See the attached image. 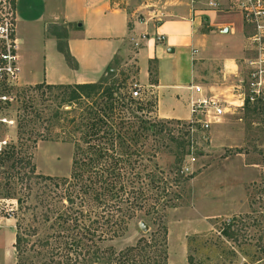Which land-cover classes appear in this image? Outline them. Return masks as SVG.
<instances>
[{"label":"rangeland","instance_id":"obj_1","mask_svg":"<svg viewBox=\"0 0 264 264\" xmlns=\"http://www.w3.org/2000/svg\"><path fill=\"white\" fill-rule=\"evenodd\" d=\"M204 1L129 0L128 7L146 10L148 6L163 18L181 15L169 11L186 2L202 8ZM217 4L216 10L236 9V0H217ZM244 26L247 49L239 74L257 48L250 39L256 29ZM13 34L15 38V21ZM140 42L129 43L123 56L117 55L96 81L97 94L90 97L64 89L33 88L35 84L25 83L20 72L13 86H0V94L10 97L8 104L0 101V144L13 143L18 156L30 157L34 166L31 173L28 166L11 160L0 165V264H103V251L117 254L132 248L130 255L137 260L160 263L166 250V264H188L189 255L193 264H264V105L231 108L207 129L195 121L158 119L152 114L153 98L147 89L139 85L140 98L130 95L138 85L134 51ZM15 52L18 55V47ZM149 70L153 81V62ZM212 95L234 100L230 89ZM117 97L127 103L120 115L128 121L129 136L134 134V152L142 155L135 172L142 177L136 187L143 194L131 207L122 203L124 213L116 208L113 217L104 213L110 225L101 226L100 217L92 221L99 209L87 195L81 196L79 184L70 182L74 140L68 138L72 122L87 118L91 103L108 105ZM21 121L23 127L18 129ZM152 170L157 183H149L146 176ZM69 193L74 207L67 200ZM80 212L89 217L80 219ZM120 219L125 222L120 224ZM117 220L118 225L112 224ZM226 223L231 237L221 233ZM16 224L21 237L18 252L13 247ZM92 228L96 232H90ZM74 242L76 249L70 247Z\"/></svg>","mask_w":264,"mask_h":264},{"label":"crops","instance_id":"obj_2","mask_svg":"<svg viewBox=\"0 0 264 264\" xmlns=\"http://www.w3.org/2000/svg\"><path fill=\"white\" fill-rule=\"evenodd\" d=\"M186 3L169 11L181 15L160 18L148 6L130 9L129 0H16L21 78L28 84L95 83L129 43L141 41L134 51L135 80L153 98L152 114L190 121L191 100L226 91L236 81L247 37L239 11ZM61 42L75 67L58 49Z\"/></svg>","mask_w":264,"mask_h":264},{"label":"trees","instance_id":"obj_3","mask_svg":"<svg viewBox=\"0 0 264 264\" xmlns=\"http://www.w3.org/2000/svg\"><path fill=\"white\" fill-rule=\"evenodd\" d=\"M57 46L64 54L67 62L75 67L67 49L64 48L61 43ZM32 87L36 89L40 87L64 89L73 95L79 92L80 94L85 95V97H90V95L97 94V90L100 89V84L95 82L50 85L42 82L35 84ZM96 102H93L88 106L86 110L88 114L87 118H84L79 122L74 121L71 124V131L69 132L68 139L70 141L74 140V158L69 177L70 182L75 181L74 185L79 184V188L80 190L82 189L81 192L83 194L81 196L84 197L87 195L88 199L93 201L96 208L99 209L95 212L96 218L91 220L97 222L100 217V219H103L100 223L101 226H103V224L108 226L110 225V222L108 221V218H105L104 213L106 214L107 212L108 215L113 217L116 215L114 212L115 208L117 211L124 213V210L120 207L121 204L128 203L130 207L133 206L142 193L141 188L136 187L137 184L142 182V177L135 172L136 166L142 155L134 152L132 148L134 145L132 143L135 139L133 136L134 134L129 136L127 132L128 129H125V125L128 124V121L124 120L123 115H120L122 110L126 109L127 105L124 98H113L108 105H103L100 101ZM150 105L154 110V102L153 105ZM139 110L141 111L140 108ZM21 123L22 121L18 122V129L23 127V125L19 126ZM32 142L35 144L36 140H33ZM15 148L16 147L13 143H9L0 151V165L6 160H11L12 164L17 162L23 165V167L28 166V171L34 173V166L29 160L30 157L26 159L20 158L18 156L19 153L16 152ZM86 173L88 174V178L85 175ZM156 174L157 173L154 170L148 172L146 176L149 179V183L158 182L159 179ZM63 182L65 183L66 180L64 179L62 183ZM74 185L72 184V186ZM157 185L159 184H156V187H158ZM55 186L58 187V183L55 184ZM78 193L79 192H77V196L82 200ZM69 196L70 193L67 196V200H69L72 204L71 206L74 207L73 204L75 203L72 200L74 197L70 198ZM82 203L83 202H81V204ZM112 213H114V215ZM73 217V220H77L78 218L76 215ZM79 217L80 219L85 220L89 215L84 216L80 212ZM121 222L124 223L125 221L120 219V224ZM112 224L118 225V220ZM96 225L93 223L91 227L94 228ZM16 228L17 231L14 236L13 247L15 251L18 252L21 248V237L17 233L20 232L18 230V224H16ZM93 228V231L90 232H96ZM229 229L230 223H226L225 228L221 232L222 235L231 237V232H228ZM165 236L164 232V236L162 237L163 247L166 243ZM70 247L73 249L78 248L76 242H74V246L71 245ZM141 247L143 248V246ZM132 249L134 250V248ZM132 249L119 251L117 254L112 251H110L109 254L103 251V257H105L106 260V263L103 264H166V250H163V262L160 263L159 260H150L149 258L137 260L136 257L130 255ZM187 261L188 264H193L192 256L189 255Z\"/></svg>","mask_w":264,"mask_h":264},{"label":"built area","instance_id":"obj_4","mask_svg":"<svg viewBox=\"0 0 264 264\" xmlns=\"http://www.w3.org/2000/svg\"><path fill=\"white\" fill-rule=\"evenodd\" d=\"M15 1L0 0V86H13L20 72L13 34ZM204 4L214 10L218 5L217 0H205ZM234 6L242 15L244 24H251L256 29L250 37L256 43V54L245 61L244 72L236 77V81L229 88L234 100L219 99L214 95H203L191 100V114L194 119L190 121L199 123L205 129L218 124L231 108L242 109L244 105L261 108L264 105V0H236ZM192 87L196 92H201L200 87ZM130 95L132 98H140L139 85L133 86ZM0 101L7 104L10 97L0 94ZM7 143V140L1 142L0 151Z\"/></svg>","mask_w":264,"mask_h":264},{"label":"water","instance_id":"obj_5","mask_svg":"<svg viewBox=\"0 0 264 264\" xmlns=\"http://www.w3.org/2000/svg\"><path fill=\"white\" fill-rule=\"evenodd\" d=\"M224 31L227 32V30H224ZM170 51H172V50H170ZM140 227L142 230H146V227L143 223H140Z\"/></svg>","mask_w":264,"mask_h":264}]
</instances>
